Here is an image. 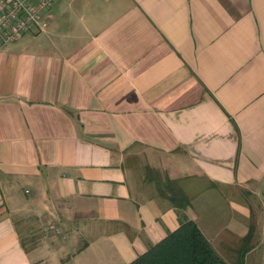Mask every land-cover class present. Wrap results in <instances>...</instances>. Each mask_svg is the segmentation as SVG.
I'll return each mask as SVG.
<instances>
[{
	"label": "crops",
	"instance_id": "obj_1",
	"mask_svg": "<svg viewBox=\"0 0 264 264\" xmlns=\"http://www.w3.org/2000/svg\"><path fill=\"white\" fill-rule=\"evenodd\" d=\"M47 15L0 36V264H130L185 219L228 264H264V0ZM27 217L51 229L30 247Z\"/></svg>",
	"mask_w": 264,
	"mask_h": 264
},
{
	"label": "trees",
	"instance_id": "obj_2",
	"mask_svg": "<svg viewBox=\"0 0 264 264\" xmlns=\"http://www.w3.org/2000/svg\"><path fill=\"white\" fill-rule=\"evenodd\" d=\"M177 180L169 179L162 194L177 208H187L190 199ZM252 235V229L249 232ZM130 264H228L213 248L197 224L185 219L181 226ZM236 264H245L239 252Z\"/></svg>",
	"mask_w": 264,
	"mask_h": 264
},
{
	"label": "built area",
	"instance_id": "obj_3",
	"mask_svg": "<svg viewBox=\"0 0 264 264\" xmlns=\"http://www.w3.org/2000/svg\"><path fill=\"white\" fill-rule=\"evenodd\" d=\"M58 0H0V36L14 41L27 31L49 26L48 9Z\"/></svg>",
	"mask_w": 264,
	"mask_h": 264
},
{
	"label": "rangeland",
	"instance_id": "obj_4",
	"mask_svg": "<svg viewBox=\"0 0 264 264\" xmlns=\"http://www.w3.org/2000/svg\"><path fill=\"white\" fill-rule=\"evenodd\" d=\"M23 237L27 246H33L34 239L36 238L37 243L40 241L41 235L44 236L45 232H49L50 225H47L44 221L36 220L33 217H27L24 219ZM48 238H52L50 233L47 234ZM232 254V253H228ZM236 254V253H234Z\"/></svg>",
	"mask_w": 264,
	"mask_h": 264
}]
</instances>
